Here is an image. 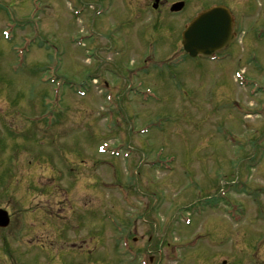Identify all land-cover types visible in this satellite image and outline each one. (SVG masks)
Returning <instances> with one entry per match:
<instances>
[{"label":"rangeland","instance_id":"374dc122","mask_svg":"<svg viewBox=\"0 0 264 264\" xmlns=\"http://www.w3.org/2000/svg\"><path fill=\"white\" fill-rule=\"evenodd\" d=\"M124 1L0 0V206L27 235L9 253L141 264L127 235L153 264H264V0H191L158 32L151 0ZM223 2L239 42L185 56L184 24Z\"/></svg>","mask_w":264,"mask_h":264},{"label":"water","instance_id":"95a60500","mask_svg":"<svg viewBox=\"0 0 264 264\" xmlns=\"http://www.w3.org/2000/svg\"><path fill=\"white\" fill-rule=\"evenodd\" d=\"M177 4L173 10H181ZM233 19L223 7L212 8L197 17L183 34V45L192 58H211L227 49L233 40ZM7 215L0 212V227L8 225Z\"/></svg>","mask_w":264,"mask_h":264},{"label":"flooded vegetation","instance_id":"af4514ba","mask_svg":"<svg viewBox=\"0 0 264 264\" xmlns=\"http://www.w3.org/2000/svg\"><path fill=\"white\" fill-rule=\"evenodd\" d=\"M129 1L137 3L138 1H141V0H129ZM190 1L191 0H175V1H173V0H151L150 4L147 7V13H150V14L154 15L155 17H157V19L153 25H155V26L159 25L161 27L159 30H161V29L165 28V24L163 23V18H165L166 15H172V16L181 15V13H183L184 11L187 10L188 4L190 3ZM124 2H128V0H125ZM180 2H184V4H185L184 9L179 13H172L171 7L174 4L180 3ZM222 5L228 6L227 3H225V2H223ZM123 6H124L125 10L130 7V6H125V5H123ZM135 14H136V11H132V10H128L126 12V15L128 17H133ZM158 17L160 18V22L163 23L162 26L159 23ZM184 26H185V24H184ZM235 29H237V25H236ZM8 230H9V228H6L5 230H0V264H19L14 259V257L9 253L10 251L8 248V246H9V244H8V237H9ZM151 241H152V239L150 238L149 242H151ZM167 246L170 247V244L168 243ZM139 255H146V254L140 253ZM204 258L209 259L210 264H214L213 260L215 259V256L210 254ZM204 258H202L203 263L207 264V263H205ZM151 263H153V259H151Z\"/></svg>","mask_w":264,"mask_h":264}]
</instances>
